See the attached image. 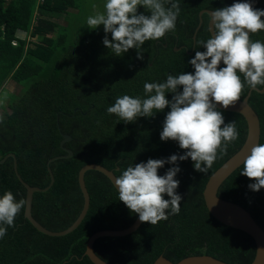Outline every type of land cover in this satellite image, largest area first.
<instances>
[{"label":"trees","instance_id":"trees-1","mask_svg":"<svg viewBox=\"0 0 264 264\" xmlns=\"http://www.w3.org/2000/svg\"><path fill=\"white\" fill-rule=\"evenodd\" d=\"M178 2L181 11L174 32L166 33L159 41H146L141 50L133 48L117 56L103 44L105 35L111 40L103 25L91 29L85 23L82 31H74L73 19L83 13L79 0H0V89L8 79L21 86L17 94L10 96V112L0 114V159L14 154L0 162V198L11 191L17 202L25 200L26 188L17 172L30 185L49 186L34 192L32 215L48 229L63 230L83 207L78 173L85 164H102L119 177L135 163L185 154L187 150L181 149L177 141L161 140L170 107L132 123L107 112L123 95L147 98L145 83H163L168 75L183 72L194 74L189 61L196 51H206L197 41L206 42L212 37L207 13L202 15L197 30L200 10H216L241 0ZM70 7L77 11H70ZM254 9L264 10V0ZM139 13L151 15L142 5ZM18 31L36 36L34 47L19 37ZM54 32L57 37L51 42H40ZM250 38L264 43V30L250 34ZM138 51L143 59L138 58ZM249 89L245 84L241 99ZM173 95L166 93L169 100ZM249 103L260 118L259 144H264V92L252 90ZM218 110L225 124L236 122L239 138L228 144L226 154L218 153L207 173L195 170L191 158L178 161L181 171L175 179L180 182L176 192L182 196L179 214H169L167 220L154 226L142 222L127 235L98 237L93 248L101 258L113 264H153L161 254L173 262L188 255L210 254L231 264L252 262L254 239L216 219L203 196L209 176L242 146L247 134L242 114ZM64 134L71 139L62 144ZM65 147L73 154L65 156ZM48 162L54 175L52 184ZM175 166L166 163L158 174L162 176ZM242 171L243 164L222 182L218 195L242 205L264 229V188L251 190L249 185L256 181L242 175ZM85 182L90 206L73 231L58 236L42 233L24 216L25 207L15 218V227L0 225L7 228L0 239V264H94L85 254L89 236L100 229L128 227L137 214L119 200L118 190L103 172L88 169ZM164 198L170 199L166 194Z\"/></svg>","mask_w":264,"mask_h":264},{"label":"clouds","instance_id":"clouds-1","mask_svg":"<svg viewBox=\"0 0 264 264\" xmlns=\"http://www.w3.org/2000/svg\"><path fill=\"white\" fill-rule=\"evenodd\" d=\"M141 5L151 12L150 16L138 14ZM104 7V13L87 18V25L91 29L104 26L111 40L105 35L103 44L117 56L129 49L141 50L146 41H159L166 33L174 32L181 11L178 0H106ZM210 15L214 35L206 42L197 41L206 51H196L189 61L194 74L183 72L168 75L163 83H145L147 98L123 95L107 108L109 114L132 123L170 107L161 140L177 141L181 149L187 150L184 155L174 154L166 160L135 163L115 179L119 200L141 222L152 226L180 212L182 196L176 192L180 182L175 179L181 171L178 161L191 158L195 170L207 173L218 153L226 154L228 144L239 138L236 122L225 124L217 106H235L241 101L245 84L252 90L264 86V43L250 38V34L264 30V10L254 9L249 2H236ZM138 58L143 59L139 51ZM221 62L226 66L220 67ZM166 93L174 94L171 100ZM166 163L176 166L161 176L158 169ZM241 174L256 181L249 185L251 190L259 192L264 188V144L252 147ZM165 194L170 199H165ZM25 203L24 199L17 202L11 191L6 192L0 198V225L15 227V218ZM6 234L7 228L0 227V239Z\"/></svg>","mask_w":264,"mask_h":264},{"label":"water","instance_id":"water-1","mask_svg":"<svg viewBox=\"0 0 264 264\" xmlns=\"http://www.w3.org/2000/svg\"><path fill=\"white\" fill-rule=\"evenodd\" d=\"M260 0H241V2H249L252 4L253 8L258 4ZM214 9H202L199 12L200 21L197 26V30L199 29L202 23V15L207 13L210 16L208 28L210 31L211 36L214 35V24L212 22L211 13L214 12ZM196 30V31H197ZM196 37V32L194 34ZM224 65L221 62L220 67ZM256 91L264 92V87L259 88L257 87ZM252 89H249L247 95L241 99V101L237 102L235 106H230L228 109H224L222 106H217L219 109L238 112L244 116L247 122V134L244 143L242 146L233 154L231 155L223 164H221L208 178L204 190L203 196L205 200V204L209 212L220 222L240 229L246 233H248L255 241V256L251 263L249 264H264V229L260 226V224L255 220L252 214L240 205L237 202H233L231 200L224 199L218 195V189L222 182L239 166H241L244 160L251 154V149L255 145L260 143V134H261V125H260V118L257 112L249 103V97L251 95ZM71 139V136L68 134H64V139L62 140V144ZM65 150L68 151V154L65 156H70L73 154V151L69 148L65 147ZM14 155L13 153H9L0 159V162H4V160L9 156ZM52 157L50 161L57 158ZM48 162V170L51 176V183L54 181V175L52 172L51 167L49 166ZM14 169L17 172V161L14 159ZM88 169H96L103 172L107 175L112 183L115 185V179L117 175L114 173L113 170L105 167L99 163H87L81 167L78 173V181L81 187V190L84 195V204L83 207L75 219V221L69 225L67 228L63 230L54 231L48 229L44 225H42L38 220H36L32 215V200L35 191H45L49 188L46 187H39L33 186L24 181V179L18 174L19 180L24 184L26 188V197H25V208H24V216L34 225L42 233L47 235H64L67 234L78 227L81 221L84 219L89 206H90V194L86 186L85 182V172ZM117 189V187H116ZM118 190V189H117ZM141 221L139 220V216L137 215L134 222L129 225L128 227L122 229H100L92 233L87 241L85 254L90 258V260L94 264H113L103 258H101L93 248L94 241L101 236H123L130 234L138 229L141 225ZM153 264H231L219 258H216L210 254H194L188 255L177 262H173L169 258L165 257L164 255H159Z\"/></svg>","mask_w":264,"mask_h":264},{"label":"rangeland","instance_id":"rangeland-1","mask_svg":"<svg viewBox=\"0 0 264 264\" xmlns=\"http://www.w3.org/2000/svg\"><path fill=\"white\" fill-rule=\"evenodd\" d=\"M80 5L83 7V13H80V16L71 17L70 20L73 19L74 22V31L79 32L82 31V28L85 23H87V18L89 16H95L97 13H104L106 0H79ZM70 11H77L76 8H69ZM38 16L37 11L35 12ZM63 23H66L62 19ZM19 37L26 38L28 41V45L30 47H34L37 42L36 36H32L25 31H18L17 34ZM56 32L47 34V36L40 40V42L49 43L56 38ZM21 90V86L13 80H6L0 89V114H6L10 112L8 107L9 99L12 94H17Z\"/></svg>","mask_w":264,"mask_h":264}]
</instances>
